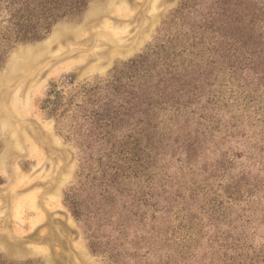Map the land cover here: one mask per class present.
<instances>
[{
	"label": "rangeland",
	"instance_id": "obj_1",
	"mask_svg": "<svg viewBox=\"0 0 264 264\" xmlns=\"http://www.w3.org/2000/svg\"><path fill=\"white\" fill-rule=\"evenodd\" d=\"M193 1L87 0L42 39L9 47L0 64V264H165L166 252L178 256L159 251L148 220L121 226L120 197L104 204L107 150L95 117L113 100L114 76L168 38L163 30ZM242 130L245 137L218 144L234 159L223 182L243 177L249 188L238 203L227 197V225L199 220L203 238L170 264H264V125ZM227 235L245 240L248 259L220 246Z\"/></svg>",
	"mask_w": 264,
	"mask_h": 264
},
{
	"label": "trees",
	"instance_id": "obj_2",
	"mask_svg": "<svg viewBox=\"0 0 264 264\" xmlns=\"http://www.w3.org/2000/svg\"><path fill=\"white\" fill-rule=\"evenodd\" d=\"M86 4L0 0V64L13 43L42 39ZM180 8L163 30L169 37L131 61L126 76H114L111 106H100L95 117L107 150L106 164L100 162L107 183L102 200L108 206L122 199L124 228L133 219L151 223L159 251L178 252H166L165 264L186 259L199 244L204 216L227 225V197L238 203L249 188L243 177L223 182L234 159L218 141L264 125V0H194ZM229 239L220 246L244 258L245 240Z\"/></svg>",
	"mask_w": 264,
	"mask_h": 264
}]
</instances>
